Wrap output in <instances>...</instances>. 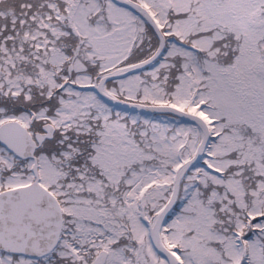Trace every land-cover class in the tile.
<instances>
[{
  "label": "snow or ice",
  "instance_id": "1",
  "mask_svg": "<svg viewBox=\"0 0 264 264\" xmlns=\"http://www.w3.org/2000/svg\"><path fill=\"white\" fill-rule=\"evenodd\" d=\"M0 264H264V0H0Z\"/></svg>",
  "mask_w": 264,
  "mask_h": 264
}]
</instances>
